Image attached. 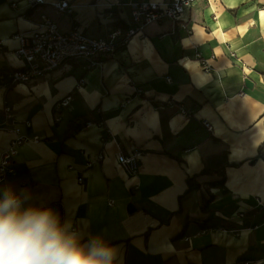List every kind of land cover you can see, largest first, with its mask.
I'll return each mask as SVG.
<instances>
[{
  "label": "crops",
  "instance_id": "0c3cea01",
  "mask_svg": "<svg viewBox=\"0 0 264 264\" xmlns=\"http://www.w3.org/2000/svg\"><path fill=\"white\" fill-rule=\"evenodd\" d=\"M59 1L0 0V82L23 65L13 36L33 31L42 16L64 33L78 27L107 38L131 24L129 4L167 0H66L70 13L54 6ZM187 16L192 32L154 23L91 68L73 58L4 94L18 123L32 122L24 131L40 140L19 148L0 188L30 194L25 207L53 208L83 242L102 237L118 264H241L264 255V0H196ZM0 123L13 121L0 114ZM12 139L0 131V159ZM134 148L143 156L132 176L118 154ZM222 151L232 166L203 213L215 178L199 177L201 189L180 198L187 177Z\"/></svg>",
  "mask_w": 264,
  "mask_h": 264
},
{
  "label": "built area",
  "instance_id": "2783aa9c",
  "mask_svg": "<svg viewBox=\"0 0 264 264\" xmlns=\"http://www.w3.org/2000/svg\"><path fill=\"white\" fill-rule=\"evenodd\" d=\"M114 1L119 2V0ZM27 2L30 6H34L43 3L44 0H27ZM195 3L196 0H167L129 4L131 24L125 29L116 27L107 38L87 36L78 27L64 33L48 16H42L33 31L15 34L12 39L18 44L16 55L21 59L23 65L21 68L6 72L0 82V98L3 99L0 114L6 120L13 121L11 126L0 123V131H6L13 135V139L0 159V183L5 181L8 175L14 173V163L19 148L24 144L40 140L38 136H31L24 131L32 128L31 121L19 124L16 120L13 108L4 99L7 90L16 84L42 78L46 73L59 68L64 62L73 58L83 59L88 68H91L98 64V58L111 57L125 48L132 38L143 36L146 28L154 23L165 20H170L173 23L179 22L184 29L192 32L187 15ZM54 6L62 12H71L70 2L66 0L54 3ZM3 51L4 45L0 39V53H4ZM201 63L203 70L209 73L211 68L207 62L201 61ZM137 93H142V90L138 89ZM69 100L66 99L57 105V121L61 120L58 110L67 108ZM91 124V122H87L85 127ZM98 125L101 126L102 124L99 123ZM205 126L212 131L209 123L205 122ZM142 156L143 151L134 148L130 154L120 152L118 162L129 175L134 176L140 170ZM98 159L102 160L103 156L100 155ZM90 165L91 162L88 166ZM78 181L82 184L84 180L79 178ZM241 264H264V255L259 259L245 261Z\"/></svg>",
  "mask_w": 264,
  "mask_h": 264
},
{
  "label": "clouds",
  "instance_id": "9594fccd",
  "mask_svg": "<svg viewBox=\"0 0 264 264\" xmlns=\"http://www.w3.org/2000/svg\"><path fill=\"white\" fill-rule=\"evenodd\" d=\"M27 192L0 188V264H118L102 237L87 242L51 207L28 205Z\"/></svg>",
  "mask_w": 264,
  "mask_h": 264
},
{
  "label": "trees",
  "instance_id": "16d2710c",
  "mask_svg": "<svg viewBox=\"0 0 264 264\" xmlns=\"http://www.w3.org/2000/svg\"><path fill=\"white\" fill-rule=\"evenodd\" d=\"M105 59L97 60L98 63L103 62ZM81 129V128H77ZM178 161H181L178 159ZM232 164L229 161V152L222 151L217 154L210 155L205 158L203 162V169L200 174L195 176H189L186 179L187 190L185 194L180 198L181 200L188 196L193 191L200 190L202 185L198 181L201 176H209L215 178V180L208 183L207 194L202 197L201 211L203 213H210L212 211L211 204L214 201V195L211 193L213 188H223L226 185L227 169Z\"/></svg>",
  "mask_w": 264,
  "mask_h": 264
},
{
  "label": "rangeland",
  "instance_id": "374dc122",
  "mask_svg": "<svg viewBox=\"0 0 264 264\" xmlns=\"http://www.w3.org/2000/svg\"><path fill=\"white\" fill-rule=\"evenodd\" d=\"M125 19H126L125 20V23H131L132 22L129 14L126 15V18Z\"/></svg>",
  "mask_w": 264,
  "mask_h": 264
},
{
  "label": "water",
  "instance_id": "95a60500",
  "mask_svg": "<svg viewBox=\"0 0 264 264\" xmlns=\"http://www.w3.org/2000/svg\"><path fill=\"white\" fill-rule=\"evenodd\" d=\"M133 209H135L134 207H133V205L131 204L130 206H129V212H133Z\"/></svg>",
  "mask_w": 264,
  "mask_h": 264
}]
</instances>
